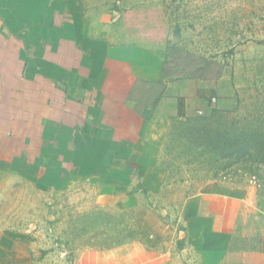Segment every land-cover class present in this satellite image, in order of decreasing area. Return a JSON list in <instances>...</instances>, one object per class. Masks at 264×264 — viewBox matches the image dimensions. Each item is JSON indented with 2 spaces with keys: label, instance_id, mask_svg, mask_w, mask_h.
<instances>
[{
  "label": "rangeland",
  "instance_id": "1",
  "mask_svg": "<svg viewBox=\"0 0 264 264\" xmlns=\"http://www.w3.org/2000/svg\"><path fill=\"white\" fill-rule=\"evenodd\" d=\"M56 6L60 15L55 13L57 20L52 15V25L59 26V36L70 47L81 42L83 53L100 52L95 38L117 45L127 35L163 54L168 81L221 84L202 109L180 119H165L161 112L150 130L144 122L156 116L162 84L136 81L131 100L139 117L115 123L91 108V102L80 107L84 95L75 93L74 130L87 121L95 140L88 151L73 148L66 157L54 156L44 135L31 132L38 111L26 103L23 119H17L6 141L0 139V264H222L223 254L234 257L243 250L241 244H255L264 235V165L257 178L244 171L243 178L230 182L220 172L221 179L214 180L217 171L210 162L202 163L201 171L181 163L180 171H174L178 164L170 157L186 153L189 145L180 139L178 126L190 117L219 119L213 125L219 131L221 126L241 131L245 125L264 140V0H61ZM115 14L120 18L114 22ZM63 49L46 57L62 64ZM79 80H73L77 89ZM110 108L113 115L123 112ZM167 148L170 155L163 153ZM166 168L169 178L162 171ZM197 194L221 202L184 209ZM222 208L212 225L232 229L226 236L213 232L201 246L226 244L211 247V254H196L193 243L209 226L195 222V212ZM129 235L138 240L102 247Z\"/></svg>",
  "mask_w": 264,
  "mask_h": 264
},
{
  "label": "crops",
  "instance_id": "2",
  "mask_svg": "<svg viewBox=\"0 0 264 264\" xmlns=\"http://www.w3.org/2000/svg\"><path fill=\"white\" fill-rule=\"evenodd\" d=\"M59 2L61 0H0V139L2 136L5 141L8 139L11 128L18 124L17 119H23L27 103L31 109L35 108L38 111L36 117H33L32 122L35 124H32L31 132L39 137L44 135V142L55 150L54 156L66 157L71 155L70 151L73 148L77 151L79 149L88 151L95 140L87 132V121L78 124L79 129L74 130L77 111L72 109V95L75 93L84 95L80 100V107L91 102V108L96 109L98 113L102 110L104 115L112 117L108 121L115 123L120 119L124 120L126 116L139 117L135 103L131 100L136 81L150 85L162 84L163 94L160 96L156 116L151 118L149 123L144 122L150 130L156 125L154 122L162 119L159 117L161 112L165 113L163 114L165 119L187 117L189 111L195 112L205 107L211 92L220 87L219 82L217 85H209L215 84L211 81H168L161 75L164 65L163 54L153 51L151 47L135 43V40L126 34L125 43L117 45L111 43L113 42L111 36L109 37L111 42L104 37L95 38L94 44L103 49L100 52L90 51L86 52V55L83 53L81 42L79 46L70 47L71 43L66 41L67 38L59 36V26L52 25V15L54 14L56 20V14L60 15V7L56 6ZM29 6L32 9H28ZM119 18L120 15L115 14L113 21ZM72 43L77 44L74 40ZM61 46L64 47L62 64L53 56L49 57L51 51H60ZM78 58L77 66L81 69H77L76 66ZM83 64L88 69L93 68L94 73L90 74L93 69H85L82 67ZM82 70L88 72L83 73ZM76 78L80 79L78 83L82 85L81 88L74 87L73 80ZM109 107L111 111L123 112L117 115L110 114ZM40 115L44 117L41 118ZM37 120L41 121L43 129L36 123ZM145 135L151 136L152 133L147 132ZM39 140L40 138L37 139ZM71 142H75L76 145H70ZM198 195L188 198L184 209L187 210L189 206L191 208V205L194 208L201 207L204 202L213 200L221 202L217 196L205 198ZM222 209L205 215L195 212L199 220L195 222L205 221L209 226L205 236L200 235L199 241L193 243L196 254L200 251L204 255L211 254V247L221 248L226 244V240H221L211 247L201 246L202 240L211 236L213 232L226 236L232 229L230 225L222 226L219 222L216 224L217 227L215 224L212 225L217 216L219 218L224 212V208ZM263 239L262 234L253 245L241 244L243 250L234 257L223 254L222 264H264ZM184 252V249L180 250L178 256ZM161 258L163 260L164 256ZM167 261L169 259L166 258L165 262Z\"/></svg>",
  "mask_w": 264,
  "mask_h": 264
},
{
  "label": "trees",
  "instance_id": "3",
  "mask_svg": "<svg viewBox=\"0 0 264 264\" xmlns=\"http://www.w3.org/2000/svg\"><path fill=\"white\" fill-rule=\"evenodd\" d=\"M164 68L163 65L161 75L163 78H167ZM219 76L220 73H217L216 78ZM219 123V119L214 120V118H209V116L190 117L184 123H179L178 129H181L179 133L183 134V136L179 137L180 139H184L189 146L186 153L176 152L173 153V157H170L172 162L178 164L174 171H180V163L186 168L194 165L196 166L195 172L201 171L202 163L208 162L209 164L210 162L214 170L217 171L214 173V177H212L214 180H220L225 177L228 181L234 182L232 178H243L244 171L249 173L252 178H257L259 165H264V140H261L255 129H247L245 125L241 131H238V129L232 131L231 128V130H227V128L224 129L222 126V131H219L217 127L213 126ZM231 126L237 128V125L234 123H231ZM237 132L238 135L235 134ZM163 153L170 155L171 151L167 148ZM206 158L209 160H204ZM170 167L173 166L170 165ZM162 171L167 173L168 177V168ZM218 172L222 174L221 178ZM133 240H138V238L131 235L119 237L113 243L114 245H103L102 247H117L127 241Z\"/></svg>",
  "mask_w": 264,
  "mask_h": 264
},
{
  "label": "built area",
  "instance_id": "4",
  "mask_svg": "<svg viewBox=\"0 0 264 264\" xmlns=\"http://www.w3.org/2000/svg\"><path fill=\"white\" fill-rule=\"evenodd\" d=\"M200 114V113H199Z\"/></svg>",
  "mask_w": 264,
  "mask_h": 264
}]
</instances>
